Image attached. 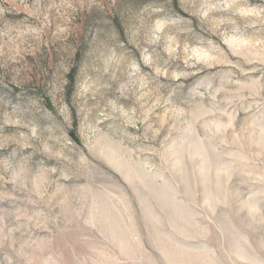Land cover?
<instances>
[{
	"label": "rangeland",
	"instance_id": "1",
	"mask_svg": "<svg viewBox=\"0 0 264 264\" xmlns=\"http://www.w3.org/2000/svg\"><path fill=\"white\" fill-rule=\"evenodd\" d=\"M0 264H264V0H0Z\"/></svg>",
	"mask_w": 264,
	"mask_h": 264
}]
</instances>
